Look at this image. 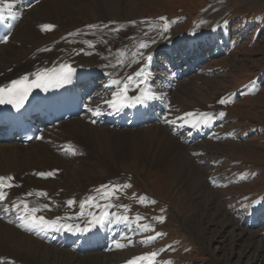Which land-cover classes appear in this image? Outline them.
Returning <instances> with one entry per match:
<instances>
[{"label": "bare ground", "instance_id": "6f19581e", "mask_svg": "<svg viewBox=\"0 0 264 264\" xmlns=\"http://www.w3.org/2000/svg\"><path fill=\"white\" fill-rule=\"evenodd\" d=\"M138 1L140 0H34L24 6L21 0L23 6L19 9L16 8L20 4L19 0H13L8 7L1 3L4 14L10 19L11 28L8 41L0 43V83L11 82L22 76H27L28 81H32L36 79L37 72L49 71L64 64L81 69L79 76L89 74L93 76L81 84L87 99L85 109L78 117L60 121L57 128L44 125L40 135H37V140L30 144L21 145L16 140L0 143V176L11 175L14 178L13 184L16 180H22L27 186L29 184L26 181L32 180L41 191L45 189L50 191L53 186L66 188L67 195L63 196L65 193H60L61 195L49 194V198L46 196L45 199H49L54 206L46 215L41 214L48 220L59 217L60 223H65L64 221L69 218L65 224L78 225L81 228L91 219L89 213L99 215L101 210H104L115 213L116 216L109 215L100 228L102 234H106V237H101V241H107V247L97 244L95 251L82 253L77 247L84 245L88 248L90 242L77 235L78 231L75 228L72 231L67 230L66 233L70 235L60 231L61 234L54 237L61 242L73 243L68 245L53 240L52 243H48L45 241L47 239L42 238L46 232L57 233L56 228L29 232L18 227L17 213L11 209V205L14 201L17 203L20 199L32 201V198L15 196L13 191L16 186L5 189L10 201H1L0 209L7 205L10 211L6 214L0 211V247L4 248L0 251V264H113V262L126 264L128 260L140 254L139 249L134 252V249L130 248L134 244V236L138 233L135 218L125 210H115L110 202L101 198V193L90 189L93 185V173L95 170L100 171L96 163L99 157L100 160L108 159V163L112 165L122 161L125 163L133 161L138 165L146 161L148 170L154 175L160 173L169 180L178 190L177 194L183 187L190 196L204 195L201 200L203 205L205 204L204 208L209 205L215 217L221 216L217 218L220 231L226 230L225 235L242 244L241 255L249 253L252 259H261L260 250H264L262 240L258 239L253 231L235 225V221L222 207L220 208L219 203L213 202L211 193L221 181L218 176L209 175L206 167L202 166L204 164H200L203 162L201 155L204 151L207 152L210 147L220 148L219 144L209 141L213 138L212 141L215 142L218 137L216 128L221 119L216 107L202 103L199 107L188 106L201 97L198 82L200 80L193 72L208 58V53L198 55L195 50L201 52L205 46H209L214 47L212 52L214 55L224 52L227 30L220 26L217 28L216 25L201 27L206 21L209 23L205 10L194 32L184 36L181 33L178 35L171 33L173 21L163 22V25H168L166 31L162 28L160 31L151 32L147 29L148 24L133 19L139 16L136 15L135 7ZM80 13L88 16L89 20L83 21L81 16H77ZM17 16L19 19L14 18ZM95 20L97 23L94 24L95 27L89 28L88 25ZM45 24L54 27L51 30H42L41 25ZM59 27H62L66 34L53 36V32ZM104 29L107 30L106 33L98 32ZM165 32H170V35L162 37ZM186 37L190 38L184 44V48L178 49L181 51L180 59H176L177 61L174 59V62L170 63L165 54L173 52L175 47L178 48ZM192 38H196L197 42ZM153 40L155 43H151ZM140 42L148 43V47L140 49L138 47ZM160 48L165 50L162 58L166 59L163 63L153 57ZM140 52H143L145 57L151 54V61H147L139 54L133 56V53ZM141 66L150 74L146 85L155 98L145 99L140 103L139 112L131 113L123 109L114 111L104 101L112 99V94L123 88L126 77L138 71ZM95 74L98 76L95 77ZM201 79L204 80V77L201 76ZM112 80H121L122 83L112 84ZM139 94V86L136 83L129 84L128 103H131L132 97ZM208 111L215 117L207 124L197 123V126H194L192 123L185 124L183 119H178L189 112L194 114L192 119H195L199 113ZM141 118H145L146 122L141 121ZM40 139L44 141V145L31 147ZM52 143H55V146L58 143L62 145L65 143V148L61 149L65 152L61 155L54 154ZM69 149L73 151L72 154L79 151L80 156L66 155L71 154ZM54 168L61 171L59 173H62L63 183L51 185L47 176L36 175L57 170ZM32 171L34 174L31 177L22 178L20 175ZM76 187L82 190L80 199H76V194L73 193ZM89 197L93 198V205L97 202L101 206L98 212H93L95 206L86 204L83 215H77L82 211L80 203ZM39 198L42 203L44 196ZM70 199L74 201L71 206L67 204ZM194 207L196 205H193ZM66 210L71 211L68 212L70 215L65 216ZM122 215H128L129 220L125 222L116 219ZM179 218L182 224V218ZM10 220L14 222L10 223ZM252 221L256 222L257 219ZM196 239L200 240V237L197 236ZM129 240L132 241L131 244L128 243ZM114 242L125 246L117 248ZM74 243L78 245L75 246Z\"/></svg>", "mask_w": 264, "mask_h": 264}, {"label": "rangeland", "instance_id": "374dc122", "mask_svg": "<svg viewBox=\"0 0 264 264\" xmlns=\"http://www.w3.org/2000/svg\"><path fill=\"white\" fill-rule=\"evenodd\" d=\"M135 7L137 8L136 15L139 16L133 19L139 23L148 24L147 29L151 32L160 31L164 21H173L174 25L171 30L173 34L181 33L184 36V34L194 32L205 10L209 23L206 21L201 27L216 25V27H224L227 30L228 45H225L227 46L225 51L211 57L193 72L200 80L198 82L201 97L188 106L189 108L199 107L202 103L216 107L219 119H221L216 128L218 137L215 142L212 141L213 138L209 141L219 144L220 148L210 147L207 152L204 151L201 155L203 162L200 164H204L202 166L206 167L209 175L218 176L221 181V184L215 186L211 193L213 202L219 203L220 208L222 207L235 221V225H239L242 218L258 213V210L264 206V0H140L135 3ZM77 16H81L83 21L89 20V17L82 13ZM94 24H97L96 20L91 25ZM62 31V27H59L52 35L63 36L66 31ZM201 31L203 32V29ZM98 32L106 33L107 30ZM169 35L170 32H165L162 37ZM162 51L159 49L156 52V60L161 58ZM174 55H176V50H174ZM155 74L157 75L156 71ZM221 98L228 102L218 103ZM221 112L224 113L223 116L220 115ZM57 127V125L52 126V128ZM40 144L44 145L42 139L31 147H39ZM52 145L54 154L61 155L65 152L61 150L65 143L64 145L58 143L56 146L52 143ZM70 153L66 155L80 156L79 151H75V154H72L73 151ZM108 161L106 158H101V160L100 157L97 158V169L100 171L95 170L93 173V185L90 189L96 191L101 185H123L125 183L131 185L129 188L117 191L106 201L110 202L115 210L123 211L125 208L120 206L127 205V213L133 215L132 217L137 214L144 217L143 220L135 223L138 233L134 236V244L130 247L134 249V252L140 250L137 256L156 251L158 253L157 264L263 263L264 250H260L261 259H252L249 253L241 255L242 244L225 235L226 230L220 231L221 227L217 218L221 216L215 217L209 205L204 208L205 204L203 205L201 201L204 195L190 196L183 187L177 194L178 190L169 180H166L160 173H155L157 174L155 176L148 170L146 161L138 165L133 161L126 163L122 161L112 165ZM54 169L57 170L48 172L53 174L48 175L47 179H50L51 185L63 183L64 178L61 177L62 173H59L61 171L58 168ZM33 174L32 171L20 175L24 178L31 177ZM26 183L29 185L27 186L22 180H16L13 194L28 197L25 193L32 192L34 195L29 196L32 198V201H28L29 206L39 207L41 210L38 214L46 215V212L54 207L52 202L47 199L48 203L44 196L41 203L40 198L35 195L36 191H41L39 187H36L32 180ZM42 191L47 193V198L49 194L65 193L63 196L68 194L63 186H53L50 191L47 189ZM80 192L82 190L76 187V191L73 192L76 194V199H80ZM141 196L147 198L144 203L139 202ZM45 204L49 206L48 210L42 207ZM192 204L196 207L193 208ZM68 212L71 213L66 210L65 216L70 215ZM93 212H98V207H95ZM170 213L172 214L169 215ZM157 216H163V222L153 219ZM179 217L182 218V224ZM259 218L258 228L244 227L243 229L253 231L264 244V213ZM145 223L151 224L152 228L142 231L139 225ZM157 232L163 235L156 238V241L142 242L147 236ZM197 236L200 240L196 239ZM3 250L4 248L0 247V251ZM251 251L249 252L252 253ZM5 257L6 255L3 256Z\"/></svg>", "mask_w": 264, "mask_h": 264}, {"label": "snow or ice", "instance_id": "6c2138e0", "mask_svg": "<svg viewBox=\"0 0 264 264\" xmlns=\"http://www.w3.org/2000/svg\"><path fill=\"white\" fill-rule=\"evenodd\" d=\"M13 2V0H0V3L4 4V7H8L9 4ZM16 19H19V17H14ZM163 19V18H161ZM135 23V22H132ZM54 27V25L50 24H45L41 25L42 30H51ZM89 28L95 27L94 25H88ZM168 28L167 24L163 25V29L166 31ZM71 35V34H70ZM9 39L8 35H4L3 37H0V42H7ZM91 43V42H89ZM151 43H155V41H151ZM138 47L140 49H145L148 47V43L145 42H140ZM139 54L142 58L146 59L147 61H151V54H148L145 57V54L143 52L140 53H133V56ZM118 63H122L119 62ZM74 69L67 64L61 65V72L59 75L50 77L48 76L46 71H40L37 72L36 79L32 80L30 83H27L28 77L27 76H22L17 80H13L10 82L9 85L5 87H0V104L2 103H11L14 104V106L19 107L20 104L23 102V100L26 98L27 93L32 89V88H40V87H56L58 86L59 83H67L69 79L71 78V75L73 73ZM149 73H147L144 70V66H141V68L133 73L132 75H129L126 77V82H123V88L119 92H114L112 94V99L110 100H105L104 103L108 104L114 111H119L123 107H128L131 106V103H142L145 99H154L155 96L153 93L150 92L148 89L146 82L149 78ZM135 78V79H134ZM112 84L120 85L122 83L121 80H112ZM131 83H136L139 86V95L134 96L131 98V103H128L129 97L127 95L128 87L129 84ZM228 101L225 99L221 98L218 103L220 104H225ZM96 114H99V111L97 110ZM221 116L224 115L223 112L220 113ZM194 117V114L189 112L185 113L184 117H178V119H183V122L185 124L192 123L194 126H197V123H204L207 124L211 119L214 117L210 113H199L198 115L195 116V119H192ZM166 123H174V121H165ZM71 151V149H69ZM53 173H36L38 176H48L52 175ZM14 178L11 175L8 176H0V201L6 200L8 193L5 191V189H10L12 187H15L16 185L12 183ZM131 187V185L125 183L123 185H101L99 189L96 191L98 193H101V198L102 199H109L110 197L114 196L117 191H120L122 189H126ZM32 192L25 193V196H32ZM35 195L37 197H43L47 196V193L43 191H36ZM147 200L146 197L141 196L139 198L140 203H144ZM74 203L73 200H68L67 204L71 206ZM93 205V198L89 197L87 200H84L80 203L81 207V213H77V215H83V209L85 205ZM95 207H101L99 204L93 205ZM111 207V205H108ZM44 209H47L49 206L47 204L42 206ZM120 207L125 208L127 211V205H121ZM11 209L14 210L17 213L16 220L18 221V227L25 229L29 232L32 231H45L49 228H56V229H66L68 231H72L73 228H75L76 231H88L89 226H95L96 224L103 223L109 215L116 216L115 213H108L107 211L101 210L99 215H94L92 213H89L91 216V219L87 220L86 226L84 228H80L78 225H70V224H65V223H60V218H54L52 220L46 219L43 215H38L40 212L39 207H30L29 203L27 200L20 199L19 202H13L11 205ZM3 213H8L10 211L9 207L5 205L3 209H0ZM118 220H122L127 222L129 220L128 215H122L116 217ZM144 217L140 215L135 216L136 221L143 220ZM153 219L163 222L164 217L163 216H157L154 217ZM14 222L12 220L9 221ZM140 229L142 231H147L150 229L152 226L151 224H140L139 225ZM163 235V233L157 232L155 235H149L147 236L142 242L143 243H149L153 240H155L158 236ZM115 247L117 248H122L125 245L119 243V242H114ZM129 244L132 243L131 240L128 241ZM157 252L153 251L150 253H144L139 256H135L132 259L128 260L126 264H141L143 261H147L148 264H154L155 258L157 256Z\"/></svg>", "mask_w": 264, "mask_h": 264}]
</instances>
